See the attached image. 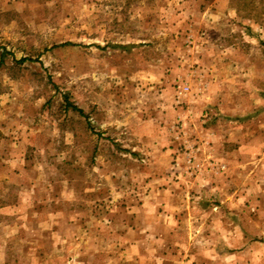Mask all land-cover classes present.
Segmentation results:
<instances>
[{
    "label": "rangeland",
    "instance_id": "rangeland-1",
    "mask_svg": "<svg viewBox=\"0 0 264 264\" xmlns=\"http://www.w3.org/2000/svg\"><path fill=\"white\" fill-rule=\"evenodd\" d=\"M0 264H264V0H0Z\"/></svg>",
    "mask_w": 264,
    "mask_h": 264
},
{
    "label": "trees",
    "instance_id": "trees-1",
    "mask_svg": "<svg viewBox=\"0 0 264 264\" xmlns=\"http://www.w3.org/2000/svg\"><path fill=\"white\" fill-rule=\"evenodd\" d=\"M1 57H2V58H1V61H3V58H4V53H2ZM68 106H73V108H74V109H76V107H75L74 105H70V103H69V105H68Z\"/></svg>",
    "mask_w": 264,
    "mask_h": 264
}]
</instances>
